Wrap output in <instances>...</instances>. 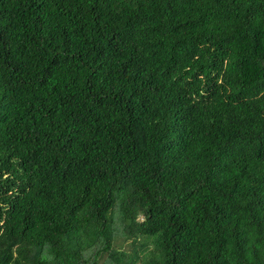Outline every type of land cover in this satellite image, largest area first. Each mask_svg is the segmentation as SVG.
Here are the masks:
<instances>
[{
    "label": "trees",
    "instance_id": "16d2710c",
    "mask_svg": "<svg viewBox=\"0 0 264 264\" xmlns=\"http://www.w3.org/2000/svg\"><path fill=\"white\" fill-rule=\"evenodd\" d=\"M0 264H264V0H0Z\"/></svg>",
    "mask_w": 264,
    "mask_h": 264
},
{
    "label": "rangeland",
    "instance_id": "374dc122",
    "mask_svg": "<svg viewBox=\"0 0 264 264\" xmlns=\"http://www.w3.org/2000/svg\"><path fill=\"white\" fill-rule=\"evenodd\" d=\"M112 246L114 249L127 251L129 248V240L123 239L122 237H116L113 240Z\"/></svg>",
    "mask_w": 264,
    "mask_h": 264
}]
</instances>
